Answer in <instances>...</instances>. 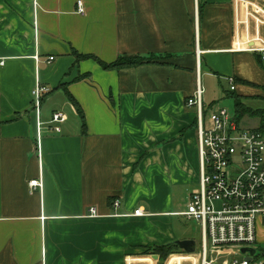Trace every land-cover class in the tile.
<instances>
[{"label":"crops","instance_id":"1","mask_svg":"<svg viewBox=\"0 0 264 264\" xmlns=\"http://www.w3.org/2000/svg\"><path fill=\"white\" fill-rule=\"evenodd\" d=\"M234 10V0H0V264H157L143 253L194 241L178 224L199 184L196 113L185 107L196 75L205 107L230 76L243 105L264 108V54L232 51ZM127 55L158 59L96 61ZM38 86L48 90L40 133ZM56 111L59 133L47 124Z\"/></svg>","mask_w":264,"mask_h":264},{"label":"built area","instance_id":"2","mask_svg":"<svg viewBox=\"0 0 264 264\" xmlns=\"http://www.w3.org/2000/svg\"><path fill=\"white\" fill-rule=\"evenodd\" d=\"M234 4L238 37L232 51L263 55L264 0H234ZM242 4L247 16L244 21L236 19ZM77 9L79 14L84 13L81 2L77 3ZM53 60L52 57L49 59ZM0 64L3 62L0 61ZM227 85L228 90L234 92V77L229 76ZM46 92L45 87L38 86L32 93L39 133L45 124L40 121V108ZM193 92L186 100L185 107L194 109L196 113L199 184L198 189L190 194L187 210L182 214L186 220L200 227L201 246L198 252L191 254L196 257L193 263L264 264L263 259L253 262L258 251L255 247L257 220L264 221V134L242 128L235 113L229 114L219 106L205 107V92L199 73ZM65 121L66 115L56 111L47 124L51 131L59 133L60 125ZM28 185L31 190L42 188L38 180H31ZM119 205L120 201L117 200L112 208L116 210ZM88 212L90 216H97L93 208ZM133 215L141 217L145 214L141 209H136ZM242 248L256 250L251 261L244 260L239 251Z\"/></svg>","mask_w":264,"mask_h":264},{"label":"trees","instance_id":"3","mask_svg":"<svg viewBox=\"0 0 264 264\" xmlns=\"http://www.w3.org/2000/svg\"><path fill=\"white\" fill-rule=\"evenodd\" d=\"M76 56V61H81L84 60V58H87L89 56H81L77 55ZM95 59V58H94ZM157 56H119L112 64H105L99 60L96 59L97 63L104 69V70H113V69H120V68H127V67H132V66H138L142 65V63H154L157 60ZM225 92V95L228 99L233 100V106L235 107V115L236 119L241 121V118L245 117V115L249 116L250 118L258 119L260 121V126L257 129V131L261 134H264V110H254L246 105H243L240 99L236 94H234L232 91L231 92ZM235 92V91H234ZM74 107H76V111L78 112L83 128H85L84 125V118L82 115V111H80L76 101L74 99H71ZM151 253L152 255L158 256V262L157 264H164L165 261L168 259L169 256L175 255L178 252V248L175 247L173 244H167V245H162L160 247H154L150 250L145 251L143 253L144 255L148 256ZM261 259H264V250H260V254H257L253 262H257Z\"/></svg>","mask_w":264,"mask_h":264},{"label":"rangeland","instance_id":"4","mask_svg":"<svg viewBox=\"0 0 264 264\" xmlns=\"http://www.w3.org/2000/svg\"><path fill=\"white\" fill-rule=\"evenodd\" d=\"M249 12H251V9H249ZM245 17H247L245 15V8H244V5L242 4L241 7L239 8V13L237 15V18L236 19H239L240 21H244L245 20ZM250 28H252V22L250 23ZM243 32V31H242ZM224 91H228V86L227 84H225V82H223L221 84V87H218V93H216V97H215V100H214V106H219L220 108H223L225 110L228 111L229 114H234L235 113V107L233 106V100L230 98L228 99L225 95V92ZM229 92V91H228ZM249 105L252 106V108H257V109H254V110H258V109H261V110H264V108L262 107V102L260 101L259 103H251L248 102ZM69 121L68 123H70L72 121V114L70 115L69 113ZM258 120H255V119H250L249 117L245 116V118L242 119V122H241V127L242 128H254L258 125ZM194 168L193 170L195 172H199V166L197 167H192ZM191 191L192 190H197L193 185L191 186ZM185 206L183 207V210L186 211V203L184 204ZM179 223L178 224V227L179 225L181 226V228L184 230H189L190 231V234L192 233V238L194 239L195 243H196V250L195 252H198L199 249H200V227L197 223L193 222V221H187L186 219L184 218H179ZM179 252V251H178ZM181 253H177L175 255H171V256H177V255H182V256H191V255H187L186 253H183L182 251H180ZM257 254H260V250L257 251ZM155 256V255H154ZM169 256L168 259L171 257ZM158 257V256H157ZM239 260L241 259L240 256L237 257ZM167 259V260H168ZM152 260V263H155V259H151ZM166 260V261H167ZM264 260V259H263ZM165 261V262H166ZM165 264V263H164ZM183 264H188V263H183Z\"/></svg>","mask_w":264,"mask_h":264},{"label":"water","instance_id":"5","mask_svg":"<svg viewBox=\"0 0 264 264\" xmlns=\"http://www.w3.org/2000/svg\"><path fill=\"white\" fill-rule=\"evenodd\" d=\"M175 247H177L180 251L186 253L187 255H191L195 253L196 243L195 241H176L173 243ZM241 254L244 256V260L251 261L252 258L256 255V250L254 248H242L239 250ZM155 260H158L157 256L153 257Z\"/></svg>","mask_w":264,"mask_h":264}]
</instances>
